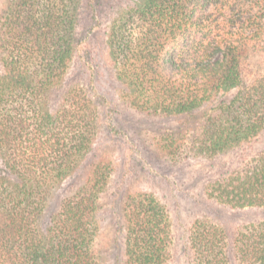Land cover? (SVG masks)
<instances>
[{
	"label": "trees",
	"instance_id": "1",
	"mask_svg": "<svg viewBox=\"0 0 264 264\" xmlns=\"http://www.w3.org/2000/svg\"><path fill=\"white\" fill-rule=\"evenodd\" d=\"M95 1L0 7V264H105L101 197L113 168L108 152H94L107 100L92 82L63 90L81 53L91 55L84 48L96 29L104 28L123 104L178 120L152 141L170 163L227 156L264 132V70L251 67L264 62V0H126L106 20ZM86 13L93 23L84 35ZM205 196L231 210L264 207V150L210 181ZM122 218L118 264H170L173 229L161 200L130 193ZM231 230L207 216L193 221L189 264H264V222Z\"/></svg>",
	"mask_w": 264,
	"mask_h": 264
},
{
	"label": "rangeland",
	"instance_id": "2",
	"mask_svg": "<svg viewBox=\"0 0 264 264\" xmlns=\"http://www.w3.org/2000/svg\"><path fill=\"white\" fill-rule=\"evenodd\" d=\"M126 0H96L99 18L106 20ZM4 0H0V7ZM83 34L92 25L90 14L83 16ZM104 23V21L102 22ZM103 26L89 36L85 55L71 68L63 90L77 81L92 82L98 95L107 103L102 107L104 129L95 154L106 151L111 155L112 180L101 197L102 233L98 242L105 264H118L123 242L124 203L130 193H151L169 210L173 229V259L170 264H189L185 243L187 229L198 218L207 216L223 227L234 229L250 223L264 222V207L231 210L205 196L206 185L223 173L232 171L264 150V132L249 145L216 159L197 158L173 164L154 148L153 142L162 130L178 127V120L147 117L128 108L120 99L116 81L103 49ZM91 59V60H89ZM88 60V61H87ZM87 62V64L85 63ZM252 69L264 70V62L256 60ZM109 127V131L106 130ZM106 130V131H105ZM92 157V156H91ZM94 158H91L93 160ZM85 165L68 180L50 201L49 212L58 201L80 185L88 171Z\"/></svg>",
	"mask_w": 264,
	"mask_h": 264
}]
</instances>
